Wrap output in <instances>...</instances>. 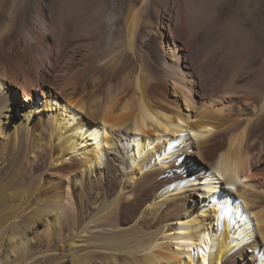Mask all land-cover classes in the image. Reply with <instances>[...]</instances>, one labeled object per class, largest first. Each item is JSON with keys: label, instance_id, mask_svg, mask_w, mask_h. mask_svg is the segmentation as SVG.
<instances>
[{"label": "bare ground", "instance_id": "6f19581e", "mask_svg": "<svg viewBox=\"0 0 264 264\" xmlns=\"http://www.w3.org/2000/svg\"><path fill=\"white\" fill-rule=\"evenodd\" d=\"M155 1L0 9V264H264V0Z\"/></svg>", "mask_w": 264, "mask_h": 264}, {"label": "rangeland", "instance_id": "374dc122", "mask_svg": "<svg viewBox=\"0 0 264 264\" xmlns=\"http://www.w3.org/2000/svg\"><path fill=\"white\" fill-rule=\"evenodd\" d=\"M64 1L65 0H63V3H64ZM216 1H218L215 4L217 9H225V5L228 4L227 0H216ZM161 2H162L161 0H156L154 2L155 5L153 4L154 7L157 9H162L163 6L159 7ZM27 3L29 5L30 9H34L35 7H36V9H47V7H48V9H53L54 12H55V9L56 10L58 9V11H59V12L57 11L58 14H57V12H55L57 15L60 14V11H61L60 9L61 8L64 9L63 5H65V3L64 4L62 3V0H52V1L51 0H29L28 2H26L24 0H17V1L16 0H14V1L13 0H0V9H16V6L17 7H20V6L24 7V5H26ZM161 5H162V3H161ZM245 9H254V8L252 7V5H248L245 7ZM56 14H55V16H56ZM58 17L59 16H57V18L54 20L58 21L57 20ZM2 29H3V27H2V25H0V30H2ZM245 29L248 32L249 39H252L251 41H254L253 43H255L256 37L253 35L254 33H252V29L250 27H245ZM204 40L202 41L203 44L200 43V45H199V51H200L199 57H202L205 54H207L208 52H211V50H214L215 47L217 46V44L219 43V39L217 37L211 38V39L206 40V41H204ZM261 43H263V44L260 45V47L264 48V41L262 40ZM181 45H183V44H181ZM255 45H256V43H255ZM255 45H254V47H255ZM17 111H20V110L17 109ZM1 234H3V233H1ZM1 234H0V240H2V241H0V242H3V243L6 240L8 241L10 236H12L11 232L8 230L3 235H1ZM0 244H2V243H0Z\"/></svg>", "mask_w": 264, "mask_h": 264}]
</instances>
